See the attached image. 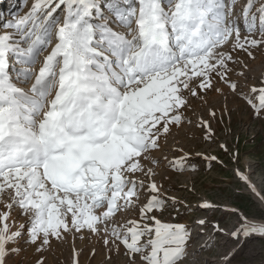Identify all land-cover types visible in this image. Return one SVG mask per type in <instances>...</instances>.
<instances>
[{"label":"snow or ice","instance_id":"1","mask_svg":"<svg viewBox=\"0 0 264 264\" xmlns=\"http://www.w3.org/2000/svg\"><path fill=\"white\" fill-rule=\"evenodd\" d=\"M20 11L0 24V264H49L69 238L72 264L76 240L102 243L103 264H237L257 239L264 251V187L247 172L233 170L258 210L223 205L239 224L210 233L204 217L165 219L180 208L157 180L162 161L195 170L190 151L208 167L238 164V144L220 142L213 125L230 129L234 115L264 123V72L252 75L264 0H33ZM187 126L207 152L179 140L166 148ZM194 228L207 234L199 249ZM221 233L232 246L202 258Z\"/></svg>","mask_w":264,"mask_h":264},{"label":"rangeland","instance_id":"2","mask_svg":"<svg viewBox=\"0 0 264 264\" xmlns=\"http://www.w3.org/2000/svg\"><path fill=\"white\" fill-rule=\"evenodd\" d=\"M25 4L21 7L20 15H23L31 5L33 0H0V7L5 10L4 17L0 18V24L8 17L7 10L14 7L16 3ZM257 59L253 63L252 75L259 77L264 72V53L257 52ZM211 103L217 108L224 104L222 97H211ZM205 116L207 111H204ZM227 120L225 124H227ZM216 128V135L220 142L226 143L229 146L238 144L239 162H229L226 168L219 166L208 167L201 157L195 155V151L189 153V163H195V170L189 169L185 172H175L171 168L166 167L167 161H162L157 169L159 175L157 180L163 184L165 195L168 197H175L180 208V214L169 209V212L164 213L165 219L176 217L180 223L191 225L193 221L204 217L210 221L208 232L212 231L211 224L219 223L222 228L231 231L238 226V215L231 214L226 211L223 205L229 207L240 208L251 215L258 210L259 205L253 199L251 194L247 191L245 185L240 182L234 175L233 170L239 168L241 171L247 172L251 180L258 188L264 187V123L256 121L250 123L245 119L242 123L238 115H234L231 121V128L225 125H213ZM200 132L197 129L187 126L182 130L178 136L170 138L167 147H170L176 140H179L186 149L207 152L209 146L203 144L198 139ZM213 154L220 150L216 145L211 146ZM172 155L169 159H172ZM226 161H230L229 157H224ZM205 200L215 202L221 207L216 211H209L203 209L201 205ZM200 205V207H199ZM255 205V207H253ZM185 209L188 211L185 212ZM197 233L201 236L197 237ZM207 234L203 230L194 228L192 248L199 249L205 243ZM228 237L223 233L220 234L221 248L214 250L212 253H202V258L208 256L215 258L221 252L226 251L232 245L225 243ZM73 241L69 238L66 244L58 245L54 251L49 255V264H72ZM76 248L80 251V264H103L105 259V249L103 244L96 241H75ZM254 248V255L249 254V249ZM95 249L96 255H91ZM191 251V249H190ZM261 259H264V251L261 250V244L258 239L256 241H249L242 245L237 256V264L243 261L251 260L253 264H260ZM126 258L115 257L113 264H125Z\"/></svg>","mask_w":264,"mask_h":264},{"label":"bare ground","instance_id":"3","mask_svg":"<svg viewBox=\"0 0 264 264\" xmlns=\"http://www.w3.org/2000/svg\"><path fill=\"white\" fill-rule=\"evenodd\" d=\"M26 7L24 6V9H25ZM199 207H200V205H199Z\"/></svg>","mask_w":264,"mask_h":264}]
</instances>
